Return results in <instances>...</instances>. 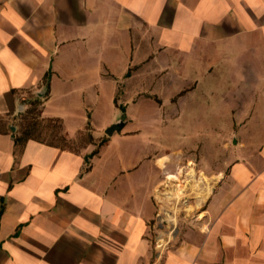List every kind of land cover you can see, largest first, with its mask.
<instances>
[{
  "label": "crops",
  "instance_id": "crops-1",
  "mask_svg": "<svg viewBox=\"0 0 264 264\" xmlns=\"http://www.w3.org/2000/svg\"><path fill=\"white\" fill-rule=\"evenodd\" d=\"M198 93L236 139L168 234L156 195L181 156L144 113ZM36 107L92 139L16 141ZM0 264H264V0H0Z\"/></svg>",
  "mask_w": 264,
  "mask_h": 264
},
{
  "label": "rangeland",
  "instance_id": "rangeland-1",
  "mask_svg": "<svg viewBox=\"0 0 264 264\" xmlns=\"http://www.w3.org/2000/svg\"><path fill=\"white\" fill-rule=\"evenodd\" d=\"M230 82L234 81L230 80ZM149 98L150 101H153L150 103H154V105L150 104L148 111L144 113L145 117L148 120L165 118L168 123L165 127L159 125L145 130L149 135L159 139V149L164 145L165 151L173 150L180 153L181 156L179 159L166 162V169L171 170L169 175L167 174V178L173 180L165 182L157 189V217L166 226L168 233L174 229L180 218L195 215L196 209L205 199V191L210 185L211 187L216 185L221 173L225 172L231 161L230 153L236 136L235 130L223 127L225 122L222 121L221 113L216 106L212 110L201 106L202 95L200 93L193 98L194 103H192L191 110L187 108L181 110L180 108L179 112L172 106V102L179 101L178 96L171 99L154 94ZM213 98L216 100L217 97ZM123 114L125 113L121 109L118 116L121 117ZM176 114H180L179 117L173 118ZM34 121L37 126L32 132L46 141L78 149L92 139L91 132L84 130L78 134L77 139L69 142L64 141L60 124L41 118L38 107L35 111L23 114L20 121L21 130L25 129L28 123ZM226 142L227 145L224 146ZM210 153H212V160H208V163L200 159L202 154L209 155ZM188 157H193V159H188ZM171 189L179 196L171 195Z\"/></svg>",
  "mask_w": 264,
  "mask_h": 264
},
{
  "label": "trees",
  "instance_id": "trees-1",
  "mask_svg": "<svg viewBox=\"0 0 264 264\" xmlns=\"http://www.w3.org/2000/svg\"><path fill=\"white\" fill-rule=\"evenodd\" d=\"M49 120L56 121V122H58L60 124L59 119H49ZM36 126H37L36 121L28 123V126L22 132V135L20 137H16V141L19 140L21 137L23 138V137H28V136L32 135L33 134L32 131L34 130V128ZM60 126H61V124H60Z\"/></svg>",
  "mask_w": 264,
  "mask_h": 264
},
{
  "label": "water",
  "instance_id": "water-1",
  "mask_svg": "<svg viewBox=\"0 0 264 264\" xmlns=\"http://www.w3.org/2000/svg\"><path fill=\"white\" fill-rule=\"evenodd\" d=\"M39 95H41V93H39ZM123 120L120 119L112 124H110L105 130L104 132L106 133V135H112L115 131H118L120 129V127L122 126Z\"/></svg>",
  "mask_w": 264,
  "mask_h": 264
},
{
  "label": "built area",
  "instance_id": "built-area-1",
  "mask_svg": "<svg viewBox=\"0 0 264 264\" xmlns=\"http://www.w3.org/2000/svg\"><path fill=\"white\" fill-rule=\"evenodd\" d=\"M172 231H173V229H171V230L168 232V234H171ZM168 241H169L168 238H166V239L164 240V237H161V238H159V239L156 240L155 244H156L157 246H162L164 243H167Z\"/></svg>",
  "mask_w": 264,
  "mask_h": 264
},
{
  "label": "bare ground",
  "instance_id": "bare-ground-1",
  "mask_svg": "<svg viewBox=\"0 0 264 264\" xmlns=\"http://www.w3.org/2000/svg\"><path fill=\"white\" fill-rule=\"evenodd\" d=\"M171 191H172V192H171ZM170 194H171V195H175V196H177V197L179 196V195L176 194V192H175L174 190H172V189L170 190ZM202 194H203V193H202ZM199 202H200V201H199Z\"/></svg>",
  "mask_w": 264,
  "mask_h": 264
}]
</instances>
